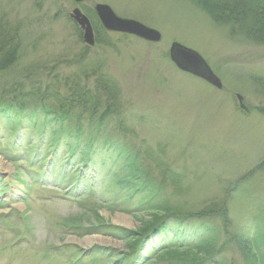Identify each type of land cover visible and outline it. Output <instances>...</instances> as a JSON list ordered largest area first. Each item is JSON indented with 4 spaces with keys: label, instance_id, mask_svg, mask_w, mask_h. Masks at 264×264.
Listing matches in <instances>:
<instances>
[{
    "label": "rangeland",
    "instance_id": "1",
    "mask_svg": "<svg viewBox=\"0 0 264 264\" xmlns=\"http://www.w3.org/2000/svg\"><path fill=\"white\" fill-rule=\"evenodd\" d=\"M98 3L160 40L105 30ZM75 10L90 22L91 44ZM204 10L194 0H0V30L17 44L0 71V101L36 91L54 108L58 97L93 93L94 122L106 112L103 134L120 126L117 141L127 144L119 155L104 152L100 136L88 156L108 168L95 169L81 161L83 143L66 149L73 139L64 134L51 162L54 146L44 141L57 133L40 110L0 116V264H248L235 237L245 231L264 248V36ZM173 42L196 51L221 88L180 70ZM103 80L115 83L113 98ZM89 111L78 107L80 122L64 124L94 137ZM220 199L227 238L221 219L205 212ZM171 208L190 216H164ZM199 232L202 242L193 239Z\"/></svg>",
    "mask_w": 264,
    "mask_h": 264
},
{
    "label": "trees",
    "instance_id": "2",
    "mask_svg": "<svg viewBox=\"0 0 264 264\" xmlns=\"http://www.w3.org/2000/svg\"><path fill=\"white\" fill-rule=\"evenodd\" d=\"M194 1L198 2L200 6L203 9H205L204 11L211 16L212 20L219 22V23L223 22L225 24H228L232 28L238 27L242 29V31L245 32L246 34L251 33L253 38L264 36V0H194ZM3 28L4 27H2V29ZM2 29L0 30V71L5 69L7 63L12 59L13 55L15 54L14 51L17 48L16 43L12 45V40H13V39L11 40L12 37L10 38L6 36L7 34L6 31ZM102 84H105L109 87L110 90L107 91V93L113 98L116 94L115 92L116 89L114 90L115 83H113L112 80L110 82L109 80L107 81L103 80ZM5 93L8 94V96L10 95V97L7 98L6 96V98L2 102L0 101L1 104L2 103L4 104L0 108V112H1L0 116L4 115L3 117L9 120L12 116L21 117V115H25L27 113V110L29 111V109L30 111L34 110V113H36L35 110L36 111L40 110V114L42 115L43 120L44 121L48 120L47 123L50 125V132L52 133L54 131L55 134L57 133V136H52V134L51 136H47L46 140L44 141L46 142L45 146H50V148L54 146V149H52L51 151H49L47 147L45 148L50 152L49 156L52 158L51 162L57 161L58 157H60V155H57L56 153L57 145L59 142L57 141V139L59 140L60 136L64 134L67 135L68 138H71V140L73 139V141H71L70 144L66 142L65 140L66 149L68 148V151L69 149L74 151L77 145H79L80 143H83V146L81 147V150H80V153H81L80 156L82 157L81 161L84 163H87L89 166H92L91 168L94 167L95 169H98V167L102 168V170L104 169L103 167L108 168L105 162H102V161L97 162V160L90 159V156H88L90 153H92L91 146L93 144L95 145L94 141H97V139H99L100 136H102V142L98 144H100V148H102L101 151L110 153V151H112L111 150L112 148L113 150H115L114 154L119 155L121 154L119 152L120 151L122 152V150L125 149L127 146V144L123 143V141H121V143L124 146H122L121 143L120 145L119 141H117L116 136L117 135L119 136L121 132L120 126H119V129H116L118 131L115 134L116 136H112V134L114 133L113 131H110V130L109 131L112 132V133L109 132L110 135L103 134L104 131H102V129L100 128L102 126L101 121L105 117L104 115L106 114V112L99 113L97 122L96 123L94 122L93 118L96 112L95 107L98 106L99 103L96 102V99L93 93L92 95L91 94L88 95V94L80 92V93L71 94L70 98L58 97L57 99H55V101H57V104H56L57 106H55L54 108L53 107L50 108L51 107L50 105L49 107L46 104H43V103H48V102L44 100V97L42 96L43 94L37 93L36 91L35 93H32V92L25 93V92H21L20 90L18 92L13 93L11 90L9 93L8 92H5ZM3 97H5L4 94H0V98H3ZM32 101L34 104L33 108L29 105L32 103ZM62 103H66L68 105V108L66 109L63 108ZM78 107H81L84 109L86 107L88 111L91 109L89 111L90 114L88 115V118L95 125V126L91 125L95 129L94 130L95 133L91 134L94 137H89V135H87L85 138L82 136V133L79 130L80 127L76 128L75 130H71L70 127L66 126L67 124H64L65 121L67 120L71 121L73 119L80 122L79 121L80 116L75 113V110H77ZM3 108L4 110H2ZM261 113L264 115V109L261 110ZM27 116H29L30 120H33V116H30V115H27ZM43 120H42V123H43ZM12 122H14L13 125L14 124L20 125V123H17L18 119L12 118ZM103 127L105 128V126ZM121 127L123 128L124 126H121ZM59 132H61V134H59V137H58ZM41 138L43 141V135ZM98 144L96 145V147L98 146ZM65 146L62 145V149H65ZM71 153L73 155L74 152H71ZM110 159H113V157L111 156ZM122 161L123 159L120 160L121 166H122ZM107 162L109 163L110 160ZM110 166H112L111 168H113L114 166H116V162H112L111 160ZM107 173L109 175L111 173V169H109ZM226 203L227 202L225 199L216 200L208 206L205 212H207L209 215L211 214L217 215L221 219V221L223 222V226L225 227L223 233L225 234V237L227 238V236H229V234L227 233V227L230 222L228 221V212L226 208ZM165 211H167L166 213H168V215H164V216H172L178 219L180 218L183 219L185 217L190 216L188 215V213L186 212L183 213L181 210L177 208L166 209ZM163 218L165 217H162V219ZM177 232H180V230H178ZM204 234L205 232L196 233L194 234L193 239H196V241L198 240L202 242L201 238L202 237L206 238ZM253 236L254 235L248 234L247 231L235 235V237L237 238V241H236L237 247L240 248V251L245 255L244 257L246 258L248 264H264V254H263L264 248L262 247L263 245V242L261 241L262 238L256 239ZM209 239L210 238H207V240ZM209 245L210 244H208L207 246ZM258 245H260V247ZM210 246L213 249L215 247L213 244ZM220 249L222 248H219L216 251L213 250V252L215 254L220 253L222 251ZM207 251L208 249L205 250V252ZM260 251H262V254ZM215 254H212V256H214ZM214 264H222V262L220 260H217V262H215Z\"/></svg>",
    "mask_w": 264,
    "mask_h": 264
},
{
    "label": "water",
    "instance_id": "3",
    "mask_svg": "<svg viewBox=\"0 0 264 264\" xmlns=\"http://www.w3.org/2000/svg\"><path fill=\"white\" fill-rule=\"evenodd\" d=\"M94 12L101 26L107 31L133 35L151 42H157L161 38L157 30L135 19L123 18L116 15L107 4H96ZM74 14V21L84 29L83 39L85 43L91 44L93 41V32L88 18L78 10H75ZM169 56L180 70L199 77L216 88H221L219 78L196 51L177 42H173L169 47Z\"/></svg>",
    "mask_w": 264,
    "mask_h": 264
},
{
    "label": "bare ground",
    "instance_id": "4",
    "mask_svg": "<svg viewBox=\"0 0 264 264\" xmlns=\"http://www.w3.org/2000/svg\"><path fill=\"white\" fill-rule=\"evenodd\" d=\"M149 27V26H148ZM152 28V27H151ZM154 29V28H153ZM180 44V43H179Z\"/></svg>",
    "mask_w": 264,
    "mask_h": 264
}]
</instances>
